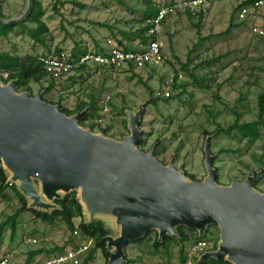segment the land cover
<instances>
[{"label":"rangeland","instance_id":"rangeland-1","mask_svg":"<svg viewBox=\"0 0 264 264\" xmlns=\"http://www.w3.org/2000/svg\"><path fill=\"white\" fill-rule=\"evenodd\" d=\"M38 1L44 11L42 20L49 30L46 47L34 44L23 27L18 26L6 37L0 36V52L20 58L29 55L39 60L61 51L72 52L75 45L88 52L98 49L97 43L105 41V50L108 40L119 47L125 43L138 49L141 38L146 36L142 31L145 8L168 5L172 0ZM231 2H215L214 16L206 12L196 16L179 13L168 18L165 22L172 19L171 24L163 27L164 22L158 36L165 56L160 66L151 65L142 70L77 69L55 80L49 93L46 90L52 80L43 75L40 82L30 81L17 92L28 88L32 96L41 95L48 102L60 103L67 111H74L81 102L89 104L94 99L92 110L80 120L83 128L95 134L105 131L106 137L118 141L129 135L128 114H135L144 104L139 126L141 151L147 153L154 148L159 162L172 163L187 179L202 182L207 176L203 149L208 139L218 185L243 183L253 171L264 168V128L260 127L257 139L216 130L225 129L235 121L243 124L258 120L257 98L264 90V35L258 37L251 29L257 25L264 31V8L258 11L256 20L239 22L235 11L217 12L230 9ZM29 7L28 0H0V23L23 22L34 27L25 23ZM180 15V20L175 19ZM230 25L233 28L226 32ZM182 64L186 65L185 70ZM179 74L182 78L171 89L170 97L156 96L168 88L169 79ZM107 97L108 111L103 112ZM13 185L17 189V184ZM39 187L36 181L38 191ZM254 188L264 194V177ZM26 201L30 211L31 201ZM21 206L16 192L6 189L0 195V225ZM28 211L19 216L13 235L9 227L1 234L0 259L8 258L9 264H43L88 240L78 230L80 222L88 220L85 215L73 220L74 232H71L60 219L48 225ZM104 225L110 237L119 236L114 224L106 221ZM184 229L189 236L183 247L184 264H196L205 252L214 251L220 236L218 226H209L202 236L197 230ZM166 238H170L167 244L157 249L155 244L163 242H159L157 231L129 243L124 247L125 264H181V245L168 235L163 240ZM30 239H36L37 243L29 244ZM199 242L209 245L200 251ZM91 250L95 253L88 264L108 263L95 244ZM84 264L87 263L84 261Z\"/></svg>","mask_w":264,"mask_h":264},{"label":"water","instance_id":"water-1","mask_svg":"<svg viewBox=\"0 0 264 264\" xmlns=\"http://www.w3.org/2000/svg\"><path fill=\"white\" fill-rule=\"evenodd\" d=\"M143 111L144 104L128 114L129 135L118 141L80 125L89 108L67 116L41 95L18 93L16 80H0V169L8 175L6 184H17L27 200L34 196L29 210L48 214L60 209L55 201L77 191L87 224L109 221L119 229L118 237L100 240L109 252L107 264H125L124 247L148 232L157 231L159 242L168 235L181 245L177 228L202 236L209 226L220 230L216 250L196 264H264V194L254 188L264 168L243 183L218 185L207 139V176L191 181L172 163L159 162L154 148L139 149Z\"/></svg>","mask_w":264,"mask_h":264},{"label":"trees","instance_id":"trees-1","mask_svg":"<svg viewBox=\"0 0 264 264\" xmlns=\"http://www.w3.org/2000/svg\"><path fill=\"white\" fill-rule=\"evenodd\" d=\"M30 7L29 12L25 17V23H29L31 25H34V27L25 26L23 22L19 23H10V24H1L0 23V36L6 37L14 28L20 26L23 27V29L26 31L27 35L30 37V39L33 41L34 44L46 47V36L49 35V30L46 26V24L43 22L42 18L44 16V11L42 9V6L38 0H28ZM59 1V0H57ZM167 5V4H166ZM157 6V7H156ZM158 6H161L160 4H154V12L153 14L150 12L149 14H146L142 20L144 23L147 19H152L155 17L158 11ZM152 11V10H150ZM191 16V15H190ZM201 18V17H200ZM233 28L232 25L229 26L226 32H229ZM149 27H144L142 29L143 34L146 35ZM147 41V36H143L141 38V43H145ZM121 42H119V45ZM85 51L81 50L77 45H75L74 49L72 50V54L74 56H77L79 54H84ZM58 54V53H57ZM98 68V67H97ZM181 68L183 70L186 69V65L182 64ZM87 67H82L80 70H85ZM0 71L7 72L9 74L8 80H3V83L7 84L11 80H16V91H18L22 86H25L28 82L34 81L35 83L40 82L43 75H46L43 71L42 65L40 61L33 56H25L23 58H20L19 56H13L5 52H0ZM52 80V79H51ZM55 80H52L50 83V86L47 88L46 92L49 93L55 86L54 83ZM176 84L173 85L172 88H176ZM25 92H28L31 94L30 89H26ZM46 101L45 99H43ZM258 120L255 122L250 123H239V121H235V123L225 129L218 127L216 132L217 133H223V134H231L233 132L239 133L243 138H252L257 139L260 135L259 129L260 127L264 128V90L263 92L258 96ZM47 103H51L46 101ZM93 101L89 102V104L81 102L78 107L74 111H67L65 110L60 103H57V105L60 106L62 109V112L65 113L67 116H71L78 111H84L85 108H89L92 110ZM53 104V103H51ZM80 125L83 127L82 123L80 122ZM106 132H103V135H105ZM141 143V142H140ZM8 175L7 173L1 168L0 169V195L4 193V191L8 188L13 189L18 199L21 203V208L18 209L12 216H10L6 222L0 225V243H1V234L5 227H9L11 229V234L13 235L16 231V225L17 220L19 216L23 213L28 211L27 210V201L23 195L19 193V191L16 189V186L7 185ZM55 204L60 207L58 210H54L51 213H43L36 210H30L28 212H31L34 217L41 222L52 225L55 223L57 219H60L63 223H65L68 227V229L71 232H74V223L73 220L75 218H83V209L82 206L79 204L77 199V193L72 192L68 195H65L62 200L55 201ZM78 230L80 233L87 239H92L95 242V248L101 249L103 252V255L108 260L109 253L106 250L105 244H101L100 240L106 236H109V232L106 230L105 225L101 221H93L90 224H87L84 221H81ZM184 227L177 228V234L180 236L182 244H181V250H180V258H181V264H184L183 260V247L184 244L189 241V236L184 232ZM170 238H166L163 240L162 243H156L155 248L163 247L167 244ZM214 250H216V244L214 246ZM95 253V250H91L88 253V256L85 258V262L88 264L93 259V255ZM84 261L82 264H84ZM206 264H230L226 261H216L214 259L208 260Z\"/></svg>","mask_w":264,"mask_h":264},{"label":"built area","instance_id":"built-area-1","mask_svg":"<svg viewBox=\"0 0 264 264\" xmlns=\"http://www.w3.org/2000/svg\"><path fill=\"white\" fill-rule=\"evenodd\" d=\"M219 0H181L168 5L158 6L157 14L152 19L144 22V27H149L147 31V41L139 45L138 49L128 50L107 41L108 48L105 51H88L84 54L74 56L71 52L61 51L55 56L42 57L39 59L43 71L52 80H60L70 75L73 71L82 67H98L110 70H142L149 66H160L165 61L164 45L159 40V33L162 24L170 17L179 13H186L196 16L200 11H205L208 7ZM235 4L234 10L239 22L257 19L258 11L264 8V0H232ZM203 13V12H202ZM252 33L258 37L264 35V31L257 25L252 26ZM9 74L0 71V80H7ZM182 76H173L166 82L167 89L156 96L168 98L171 96V89ZM104 100L103 112L108 111L107 102ZM29 244H36V239L27 241ZM95 242L88 239L83 244L76 246L63 254H58L54 258L43 264H82L81 258L89 253ZM208 243L199 242L198 250L202 251L208 247ZM0 264H9L6 257L0 259Z\"/></svg>","mask_w":264,"mask_h":264},{"label":"crops","instance_id":"crops-1","mask_svg":"<svg viewBox=\"0 0 264 264\" xmlns=\"http://www.w3.org/2000/svg\"><path fill=\"white\" fill-rule=\"evenodd\" d=\"M179 1H181V0H172V1H170V3H168V4H171V3H174V2H179ZM219 2V1H218ZM214 4V3H213ZM211 5V6H209L208 7V9L207 10H205V11H200V13H202V12H206V15H208V14H210V16H214V13H212V10H213V6L214 5ZM160 5H165V3L164 4H160ZM234 6H235V4H234V2L232 1L231 2V5H230V9H228V10H226L225 8H223L222 10L221 9H218V11L217 12H233V11H235L234 10ZM157 7V6H156ZM150 10H152V11H150ZM155 10H154V5H151V6H147V8H145V11H144V15H143V18H144V16L146 15V14H149L150 12L153 14V12H154ZM181 17H182V15H180V16H177V17H175V19H177V20H180L181 19ZM171 21H172V19H171ZM171 21H168V22H165V24L163 25V27L164 26H166V25H170L171 23H169V22H171ZM144 25V24H143ZM146 43V42H145ZM145 43H141V44H145ZM97 48L98 49H96V50H94V51H105L104 50V48H105V41H103V42H101V43H97ZM121 45V44H120ZM121 47L122 48H126V49H128V50H134V48H131V47H128V46H126V44L124 43H122V45H121ZM135 49H137V48H135ZM72 53V52H71Z\"/></svg>","mask_w":264,"mask_h":264},{"label":"bare ground","instance_id":"bare-ground-1","mask_svg":"<svg viewBox=\"0 0 264 264\" xmlns=\"http://www.w3.org/2000/svg\"><path fill=\"white\" fill-rule=\"evenodd\" d=\"M42 198H43V197H42ZM29 199H30V201H32V200L35 199V198H34V196H29ZM44 201H45V199H44ZM114 247H115V246H113V247L111 248V250L114 249Z\"/></svg>","mask_w":264,"mask_h":264}]
</instances>
